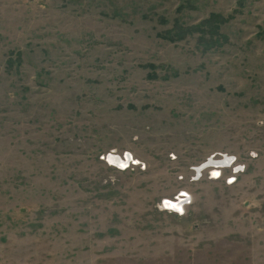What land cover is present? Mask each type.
<instances>
[{"label": "rangeland", "instance_id": "obj_1", "mask_svg": "<svg viewBox=\"0 0 264 264\" xmlns=\"http://www.w3.org/2000/svg\"><path fill=\"white\" fill-rule=\"evenodd\" d=\"M0 264H264V0H0Z\"/></svg>", "mask_w": 264, "mask_h": 264}, {"label": "bare ground", "instance_id": "obj_2", "mask_svg": "<svg viewBox=\"0 0 264 264\" xmlns=\"http://www.w3.org/2000/svg\"><path fill=\"white\" fill-rule=\"evenodd\" d=\"M223 158H227V157H223ZM128 160V159H127ZM213 161V158L212 159H209L207 162H212ZM225 161H226V159H224ZM109 161L110 162H112V163H114L115 165H117V166H120V167H123L124 166V164H122V163H120V161L117 159V158H114V157H109ZM226 162H228V161H226ZM207 164V163H206ZM207 167V166H206ZM211 167H213V166H211ZM216 170V169H215ZM183 200V199H182ZM182 200H179V199H177V201L176 202H166L165 201V203L169 206V209L171 210V211H178V210H181V203H182Z\"/></svg>", "mask_w": 264, "mask_h": 264}, {"label": "water", "instance_id": "obj_3", "mask_svg": "<svg viewBox=\"0 0 264 264\" xmlns=\"http://www.w3.org/2000/svg\"><path fill=\"white\" fill-rule=\"evenodd\" d=\"M210 158L208 157V158H206V160L204 161V162H201L200 164H198L196 167H195V169H196V171H198V170H200V169H202V168H204V167H206V166H211V165H213V164H219V163H227L226 161H229L231 158L230 157H228V158H223L221 161H216V160H211L212 162H207L208 160H209ZM224 159H226V161L224 160ZM108 160V159H107ZM109 161V160H108ZM207 163V164H206ZM125 165V164H124ZM184 202V200H182V203ZM181 203V204H182ZM162 205L164 206V207H166V208H169V206L164 202V200H163V202H162ZM179 211V210H178Z\"/></svg>", "mask_w": 264, "mask_h": 264}, {"label": "built area", "instance_id": "obj_4", "mask_svg": "<svg viewBox=\"0 0 264 264\" xmlns=\"http://www.w3.org/2000/svg\"><path fill=\"white\" fill-rule=\"evenodd\" d=\"M220 156H221V158H218V159H217L218 161H221V160L223 159V157H224V156H222V155H220ZM211 157H212V156H210L209 158H211ZM225 157H227V158L230 157L231 159H230L227 163H224V162H223V163H219V164H213V165H211V166H213V167H221V166L229 165L230 162H232L233 157H231V156H225ZM106 160H107V158H106ZM217 160H216V161H217ZM107 161H108V160H107ZM195 167H196V166H195ZM195 167H194V171H195V175H197L198 172H199L201 169L198 170V171H196ZM207 167H208V166H207ZM204 168H205V167H204ZM202 169H203V168H202ZM232 169H233L234 171H237V170L239 169V166L237 167V165H235V166H233ZM183 200H184V202H186V200H187V199H186V196H183ZM184 202H183V203H184ZM183 203H182V204H183ZM182 204H181V205H182ZM163 207H164V206H163ZM164 208H166V207H164Z\"/></svg>", "mask_w": 264, "mask_h": 264}, {"label": "trees", "instance_id": "obj_5", "mask_svg": "<svg viewBox=\"0 0 264 264\" xmlns=\"http://www.w3.org/2000/svg\"><path fill=\"white\" fill-rule=\"evenodd\" d=\"M213 16V17H212ZM211 17L214 18V17H217V15H212ZM214 28H216V26L213 25ZM160 35V34H159ZM164 38H168L169 39V36L166 35V36H163Z\"/></svg>", "mask_w": 264, "mask_h": 264}]
</instances>
